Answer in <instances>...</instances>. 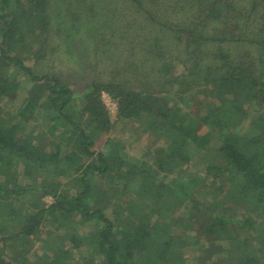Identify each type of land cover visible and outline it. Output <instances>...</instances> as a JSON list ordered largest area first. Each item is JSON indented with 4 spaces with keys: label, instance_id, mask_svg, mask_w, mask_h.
<instances>
[{
    "label": "trees",
    "instance_id": "16d2710c",
    "mask_svg": "<svg viewBox=\"0 0 264 264\" xmlns=\"http://www.w3.org/2000/svg\"><path fill=\"white\" fill-rule=\"evenodd\" d=\"M0 264H264V0H0Z\"/></svg>",
    "mask_w": 264,
    "mask_h": 264
},
{
    "label": "rangeland",
    "instance_id": "374dc122",
    "mask_svg": "<svg viewBox=\"0 0 264 264\" xmlns=\"http://www.w3.org/2000/svg\"><path fill=\"white\" fill-rule=\"evenodd\" d=\"M102 101L105 103L110 115H111V118L114 119L115 118V111H116V104L114 101H112L107 95L103 94L102 96ZM118 134V137H121L123 138L124 136L122 135V133L119 134V132H114L112 133L114 136L115 134ZM150 138H146V135H143L138 141H132L130 143V145H128V155L131 157V158H137L139 159L140 156H142V153L145 149V147H148L149 146V142H150ZM47 204L51 202V198L47 197L45 198L44 200ZM202 201V199L200 200ZM186 210V209H185ZM180 211H182V207L180 209ZM187 212V211H186ZM185 213V212H184ZM72 229H68V231L65 233V234H69L71 232ZM77 232V230H76ZM45 237V236H44ZM44 237H41V238H44ZM50 241H53V238H50ZM55 242H58L55 241ZM46 244L50 245V242H45ZM55 245V244H54ZM209 245V242H199V250H201V248H204L205 246ZM57 246V245H55ZM54 247V246H53ZM57 248V247H55ZM221 251V250H220ZM41 251H37V253H40ZM44 252V251H43ZM42 253V252H41ZM41 253L39 255H41ZM200 255V254H199ZM192 263H195L196 262V259H192L191 260Z\"/></svg>",
    "mask_w": 264,
    "mask_h": 264
}]
</instances>
